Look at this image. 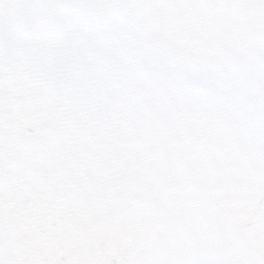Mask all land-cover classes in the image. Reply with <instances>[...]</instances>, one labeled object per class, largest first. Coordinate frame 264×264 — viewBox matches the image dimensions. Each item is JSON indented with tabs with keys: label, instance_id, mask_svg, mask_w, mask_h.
Wrapping results in <instances>:
<instances>
[{
	"label": "snow or ice",
	"instance_id": "1",
	"mask_svg": "<svg viewBox=\"0 0 264 264\" xmlns=\"http://www.w3.org/2000/svg\"><path fill=\"white\" fill-rule=\"evenodd\" d=\"M0 264H264V0H0Z\"/></svg>",
	"mask_w": 264,
	"mask_h": 264
}]
</instances>
